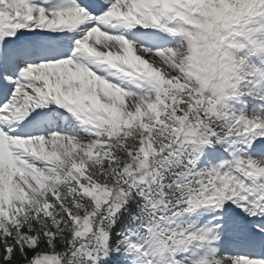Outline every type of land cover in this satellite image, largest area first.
Listing matches in <instances>:
<instances>
[{"label": "snow or ice", "instance_id": "6c2138e0", "mask_svg": "<svg viewBox=\"0 0 264 264\" xmlns=\"http://www.w3.org/2000/svg\"><path fill=\"white\" fill-rule=\"evenodd\" d=\"M0 264H264V0H0Z\"/></svg>", "mask_w": 264, "mask_h": 264}]
</instances>
